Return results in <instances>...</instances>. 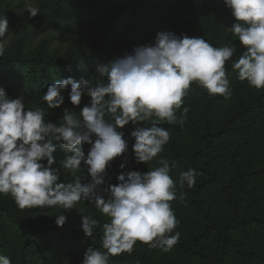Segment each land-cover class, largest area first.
<instances>
[{
    "label": "clouds",
    "instance_id": "clouds-1",
    "mask_svg": "<svg viewBox=\"0 0 264 264\" xmlns=\"http://www.w3.org/2000/svg\"><path fill=\"white\" fill-rule=\"evenodd\" d=\"M235 22L227 30L238 38L243 52L232 64L237 79L259 90L264 88V0H223ZM29 16L39 14L38 7L27 4ZM9 32L8 21L0 16V38ZM6 42L0 39V57ZM235 47H213L202 37L157 33L154 43L134 47L130 53L96 66L101 78L74 82L57 80L40 96L48 109L63 104L61 94L70 86L72 105H79L82 94L89 96V105L77 115L66 110L59 124L46 122L45 111L27 109L22 97L10 99L0 88V195H10L20 210L26 208H75L88 201L108 218L103 224L101 244L104 251L88 248L82 264H109L112 256L133 251L137 241L149 248L171 251L180 238L173 230L178 221L170 202L177 199V182L171 168L161 157L159 166L146 172L129 171L117 177L118 184L102 187L110 162L126 153L128 144L118 131L132 122L142 126L131 132L135 162L148 163L163 151L170 139V130L158 125L167 122L183 125L188 108L178 119L176 112L183 104L190 84L196 82L209 96L230 99L232 93L225 63ZM106 78V82H105ZM108 117V119H106ZM154 118V119H153ZM145 122L148 126H144ZM60 142L66 153L62 168L74 178L73 183L59 181L60 172L52 168L53 153ZM93 137L95 139L93 140ZM91 145L87 155L79 147ZM46 161V164L41 163ZM81 161L87 166L91 181L81 184L77 176ZM120 168H125L121 163ZM196 171H182L179 186H195ZM107 193V198L104 194ZM184 199L183 193L179 197ZM66 216H56L59 227ZM81 229L91 237L99 221L91 215L81 216ZM0 264H11L0 255Z\"/></svg>",
    "mask_w": 264,
    "mask_h": 264
},
{
    "label": "trees",
    "instance_id": "trees-1",
    "mask_svg": "<svg viewBox=\"0 0 264 264\" xmlns=\"http://www.w3.org/2000/svg\"><path fill=\"white\" fill-rule=\"evenodd\" d=\"M12 1L0 0L2 3ZM17 1L31 3L38 7L39 14L45 21V28H36L37 30L33 32L25 33L22 27L19 40H15L12 48L0 57V88L21 91L27 95L42 96L49 85L67 78H71L74 82L90 79L95 84L100 79L95 71L97 65L111 61L119 49H128L144 42H154L159 32H170L178 37L182 35L195 37L197 35L194 33L199 30L204 39L213 47L234 45L235 51L242 48L235 36L220 42L219 23L216 17L213 19L214 25L209 33L205 32L201 23L197 29L193 27L182 30L181 24L185 22L191 11L188 9L189 0ZM45 29L46 31L54 30L62 35H76L81 31L90 32L95 35L103 47L89 46L82 49L79 47L75 51L73 45L66 55H62L59 54L60 51L51 49V37L42 39L40 43L32 47L33 43L29 35H36V32H44ZM183 32L189 34H182ZM68 90L70 86L65 89V91ZM196 90V95L203 105L199 126L198 128L186 127V129L199 140L198 147L193 151L194 154L204 156L211 152L213 143L220 137H233L239 134L242 136L240 128L237 129L234 126L235 120L240 119L244 113L250 114L264 101V88H262L256 91L249 103L244 104L239 110L230 112L222 127L213 128V118L217 109L216 99L214 96H209L207 91L198 84ZM82 96L91 99L86 94ZM139 126L142 125L129 122L122 129H118L123 132V139L127 141L128 149H132L135 142L130 134ZM144 126H148V123L145 122ZM182 128L183 126H178L167 129L172 135ZM50 139L56 145L53 153L55 166L62 167V162L71 153H66L61 149L59 141L51 137ZM79 147L87 155L91 145L85 143ZM193 162V168L204 174L200 181L192 187L193 191L188 197V205L195 213L194 217L199 221L200 227L198 231L191 234L188 245L179 248L180 252L185 251L193 260L202 261L203 264H228L224 263L226 260L223 261V249L218 247L210 252L208 244L215 239V233H222L219 231L220 228L224 232L220 235L221 239L219 238L223 244L227 243L228 233L226 232L231 233L240 229L242 234L253 233L254 239L251 238L237 244V247L241 245L242 249L245 245H250L240 250L236 257L230 255L229 260L233 258L232 264H264V197H262L263 194L255 196L254 189L248 185L250 178H261L264 170L257 167L253 171L243 172L235 183H231L224 179L219 168L197 164L195 159ZM41 163L46 164V161ZM82 166H85L83 161L80 167ZM129 171L143 173L148 170L138 167L121 169L109 164L106 168L103 187L118 184L117 177L123 173L127 178ZM205 190L210 191L207 196L213 192V201L210 204L201 197V193ZM255 206L261 208L255 209ZM213 208L224 217L225 223L222 221L223 223L219 224ZM0 216L3 217L2 227L9 234H13L12 239L17 238V245L20 248L11 257L7 250L14 247V242L7 241L0 235V255L7 256L11 264H82L78 257L88 248L104 251L101 244L102 233L94 230L91 237H86L83 231L73 235L57 225L27 222L20 216L12 197L0 202ZM130 256L138 257L140 260L143 258L134 247L131 254L125 252L112 256L109 262L124 264ZM141 264L145 263L141 261Z\"/></svg>",
    "mask_w": 264,
    "mask_h": 264
},
{
    "label": "rangeland",
    "instance_id": "rangeland-1",
    "mask_svg": "<svg viewBox=\"0 0 264 264\" xmlns=\"http://www.w3.org/2000/svg\"><path fill=\"white\" fill-rule=\"evenodd\" d=\"M27 3L18 2L17 0H13L11 3H2L0 2V16L6 17L8 21V29L9 32L5 34V37L0 38L6 42V51L12 48L15 40H19L22 35V27L23 32L30 33L37 29L45 28V21L40 14H37L35 17L29 16L26 11ZM188 9H190V13L188 14V18L185 20L183 24H181L182 30H188V28H198L201 23L203 29L206 33L211 31L212 26L214 25L213 19L216 17L219 23V32L220 42H224L228 37H234L227 29L231 27V25L235 22L234 17L231 14V10L227 8L223 0H189L188 1ZM196 19V22H195ZM36 29V30H37ZM186 32V31H184ZM182 34H189V33ZM197 36L195 37H203L199 30H196L194 33ZM192 35V32H191ZM51 37V49H56L60 51L59 54L66 55L68 53V49L74 45L75 51L79 49V47L86 48L89 46L95 48H102L103 45L100 41L90 32L81 31L76 35L73 34H59L54 30L45 29L44 32H36V35H29V39H31L34 47L36 44L40 43L42 39ZM154 42H144L141 45H151ZM137 47V46H135ZM134 47H130L128 49H119L115 55V57L122 56L125 53H130ZM243 47L241 49H237L234 55L225 63L226 75L229 79V88L232 93L230 99L225 100L224 97L216 95L214 98L216 99L217 109L213 118V128L222 127L224 120L230 115V112L239 110L250 102V100L255 95L257 89L248 85L246 81H240L237 79V74L232 70V64L234 61L238 60L239 56L243 52ZM5 51V52H6ZM113 58V59H114ZM112 59V60H113ZM101 79V78H100ZM106 81V78H105ZM197 83L192 82L190 84L187 95L183 98V104L180 109L177 110L176 116L179 119L181 114L183 113L184 108H188V112L186 114V119L184 120L183 125H172L167 122H161L160 127L169 128V127H178L183 126L178 132L170 135V139L168 143L163 146V151L158 154L156 158L148 163H139L135 162L134 152L132 149H128L126 153L122 154L119 157L114 158L110 165L120 167L121 163H125V168H142L145 170H152L155 167H158V161L161 157L166 159L171 168L170 176L177 182L176 193L177 199L170 202L171 207L174 211L175 217L178 221L177 227L173 230V234L175 232L180 233L179 241L176 245L173 246L171 251L164 253L160 249L149 248L147 244L141 243L139 241L134 245L135 250L138 251L142 255V260L138 257L132 258L125 261L124 264H141L143 261L145 264H203L202 261L193 260L185 251L180 252L179 248L188 245V239L194 232L199 230L200 224L194 217L195 213L192 208L188 205V197L191 195L193 188H189L187 184L181 188L178 183V177L180 172L187 171L189 169H194L192 166L193 159H195L196 163L203 164L209 167L219 168L220 172L224 176V179L227 182L235 183L237 179L241 176L243 172L253 171L257 169V167L264 170V101L257 106L250 114H242L240 119L235 120L234 126L238 129L240 128L242 136L236 135L233 137H220L217 139L213 145L211 152L204 156L202 154H194V150L199 145V140L196 139L186 127L198 128L200 115L202 111V101L199 100V97L196 95ZM7 96L10 99H15L18 97H22L23 103L25 105V110L27 109H42L45 111V121L59 124L62 120L63 114L66 110L76 113L77 115L80 113L81 109L90 103V99L87 97L81 96V102L79 105H72L69 98V92L63 91L61 94L64 97L63 104L59 108L56 109H48L46 102L41 101L40 96L37 95H27L21 91H11L5 90ZM154 119V118H153ZM52 168L57 169L60 172L59 181L65 183H73L74 178L71 174L65 172V170L61 166H55V161ZM195 170V169H194ZM196 182L200 181V179L204 176V174L199 173L195 170ZM79 178V182L83 184H87L91 181L90 176L87 173V166L80 167V170L77 173ZM249 186L254 189L255 196L262 195L264 197V175L261 178L249 179ZM103 187V185H102ZM208 190H205L202 194V199L207 200L210 204L213 201V192L209 193ZM183 193L184 199L180 200L179 197ZM252 193V194H253ZM261 193V194H260ZM105 198H107V193L104 194ZM11 196L0 195V202H4L8 200ZM217 205V204H216ZM261 207H256L255 209H260ZM218 210V207L216 206ZM20 216L26 220L27 222L44 224V225H56L55 219L56 216L63 214L66 216V221L62 226H59L60 229H64L68 231V233L77 235L81 229V216L82 215H91L93 219L99 221V226L95 229L99 233L103 234V224L108 222V218L101 214L98 209L95 208L94 205L89 204L88 201L81 200L78 204L75 205V208L69 210H63L59 207L52 208H38V209H24L20 210ZM213 212L215 213V218L219 220V224H222L225 219L224 217L218 213L214 208ZM3 217L0 216V235L3 236L7 241H13L14 247H11L7 250L8 254L11 257L17 253L19 246L17 245V238L13 237L12 233H8L6 229L2 227ZM218 232L215 233V239L209 242V251L213 252L215 249L220 247L223 249V261L224 263L231 262L232 259L230 255H236L240 250L246 249V247L250 244L245 245L242 249L241 245L237 247V244L246 242L249 239H254L253 233L242 234V230H234L231 233H228L227 243L223 244V241L219 240L220 235L223 234V229L220 228ZM216 232V231H215ZM12 239V240H11ZM217 239V240H216ZM221 239V238H220ZM187 243V244H186ZM253 244V243H252ZM251 244V245H252ZM222 245V246H221ZM183 250V249H182ZM81 261L83 260V254L78 257ZM109 264H114L109 262Z\"/></svg>",
    "mask_w": 264,
    "mask_h": 264
}]
</instances>
